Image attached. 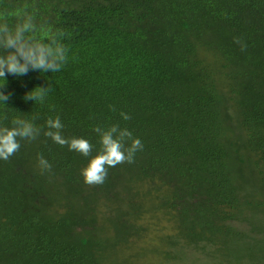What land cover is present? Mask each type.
<instances>
[{"label":"trees","instance_id":"trees-1","mask_svg":"<svg viewBox=\"0 0 264 264\" xmlns=\"http://www.w3.org/2000/svg\"><path fill=\"white\" fill-rule=\"evenodd\" d=\"M26 5L37 39L66 33L69 59L59 72L7 75L0 125L38 116L43 129L59 115L63 135L95 155L92 128L118 123L144 147L89 186L80 171L91 156L43 131L21 140L0 160V264H119L123 252L120 264L176 262L168 250L180 245L207 264H264V0H0V11L14 26ZM48 82L45 103L24 99ZM161 207L175 209L174 234L144 244Z\"/></svg>","mask_w":264,"mask_h":264},{"label":"clouds","instance_id":"clouds-1","mask_svg":"<svg viewBox=\"0 0 264 264\" xmlns=\"http://www.w3.org/2000/svg\"><path fill=\"white\" fill-rule=\"evenodd\" d=\"M18 11V21L14 26L8 23L7 10L0 11V104L6 107L10 99V93L3 89L6 84V76L20 77L27 75L29 71L39 73H55L63 69L68 62L69 49L62 43L66 33L57 30L47 42L41 41L34 35L38 30L35 15L27 10ZM234 42L240 46V50L246 51L247 44L240 37H234ZM53 91L51 82L46 86L35 87L25 93L24 99L33 103L43 104ZM54 107V106H51ZM7 108V107H6ZM110 110L116 109L109 105ZM120 117L127 121L131 116L120 112ZM7 119V117H5ZM14 117L11 127L0 125V160L8 161L21 147L20 141H35L41 132L54 143L84 157H90L87 164L81 169L80 174L85 184L89 186L102 185L108 175V170L124 163H134L137 152L143 150V143L126 127L122 128L118 123L107 127L95 125L92 131L98 136L99 149L95 155L93 144L86 138L63 135L64 124L59 115L48 117L43 129L34 121ZM38 168L41 174L50 173L52 165L42 155H38Z\"/></svg>","mask_w":264,"mask_h":264},{"label":"rangeland","instance_id":"rangeland-1","mask_svg":"<svg viewBox=\"0 0 264 264\" xmlns=\"http://www.w3.org/2000/svg\"><path fill=\"white\" fill-rule=\"evenodd\" d=\"M175 212V209L174 208H159V209H155V210H152L150 211V215L153 216V218H147V229L150 230V232L148 233L147 232V237H146V241L143 243L144 244H150V246L152 245H158L159 242H162V240H158L157 238H159L160 236H163V235H172L174 234V231L170 228H168L169 224H168V221H169V215L173 214ZM242 231H245L246 230V227L245 226H242L241 227ZM159 236V237H158ZM157 237V238H156ZM162 248L161 249H164L166 250V247L165 245H161ZM164 246V247H163ZM182 247V252L181 253H177L176 252V248L174 247H169V252L171 251V255H183L182 256V259L183 261L180 259L179 261H176L174 262V260H169L171 258L168 257V261H165V260H160V258L158 256H155L151 261H145V263H142L141 264H190L192 260H197L196 262L194 263H191V264H207L206 261H203V256L200 255V254H193V252L191 253V250L189 248H186V247H183L182 245H180ZM124 255L121 256V258H119V264H120V261L121 260H126L127 257H128V254L129 252H123ZM139 256V255H138ZM152 254H145L143 256H139L138 260H141L143 261L145 258L147 257H151ZM185 258H187L185 260ZM178 258H175V260H177ZM128 260V259H127ZM148 262V263H147ZM140 264V263H138ZM210 264V263H209ZM214 264H216L214 262Z\"/></svg>","mask_w":264,"mask_h":264}]
</instances>
